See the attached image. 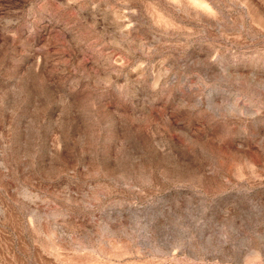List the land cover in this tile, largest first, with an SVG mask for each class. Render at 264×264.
Returning <instances> with one entry per match:
<instances>
[{"label": "rangeland", "instance_id": "rangeland-1", "mask_svg": "<svg viewBox=\"0 0 264 264\" xmlns=\"http://www.w3.org/2000/svg\"><path fill=\"white\" fill-rule=\"evenodd\" d=\"M0 264H264V0H0Z\"/></svg>", "mask_w": 264, "mask_h": 264}]
</instances>
